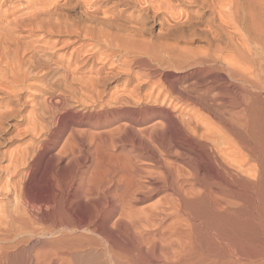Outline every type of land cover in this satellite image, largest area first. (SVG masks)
<instances>
[{"label":"bare ground","instance_id":"bare-ground-1","mask_svg":"<svg viewBox=\"0 0 264 264\" xmlns=\"http://www.w3.org/2000/svg\"><path fill=\"white\" fill-rule=\"evenodd\" d=\"M0 264H264V0H0Z\"/></svg>","mask_w":264,"mask_h":264},{"label":"rangeland","instance_id":"rangeland-1","mask_svg":"<svg viewBox=\"0 0 264 264\" xmlns=\"http://www.w3.org/2000/svg\"><path fill=\"white\" fill-rule=\"evenodd\" d=\"M25 126V124L24 125H22V127H24ZM29 139V137H25L24 139H21V140H18L15 144H13L12 146H13V148L15 149V148H17V145L19 146L18 147V149L20 148V147H22V149H24L25 148V146H27V144H26V141ZM25 141V142H24ZM27 142H29V141H27ZM20 144H22L21 146H20ZM26 144V145H25ZM25 145V146H24ZM15 146V147H14ZM12 148V147H11ZM12 148V149H13Z\"/></svg>","mask_w":264,"mask_h":264}]
</instances>
